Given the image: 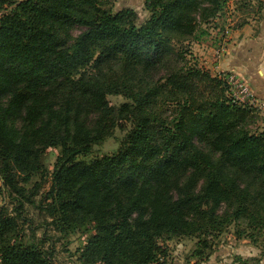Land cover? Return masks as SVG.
<instances>
[{
  "label": "trees",
  "instance_id": "16d2710c",
  "mask_svg": "<svg viewBox=\"0 0 264 264\" xmlns=\"http://www.w3.org/2000/svg\"><path fill=\"white\" fill-rule=\"evenodd\" d=\"M145 5L139 22L112 0H0V191L16 192L20 211L32 200L19 178H51V224L90 233L83 264L158 263L180 236H197L200 256L231 224L264 232V130L248 129L252 110L184 49L203 27L225 28L229 0ZM124 123L114 153L87 159ZM19 231L1 212L0 264H44Z\"/></svg>",
  "mask_w": 264,
  "mask_h": 264
},
{
  "label": "rangeland",
  "instance_id": "374dc122",
  "mask_svg": "<svg viewBox=\"0 0 264 264\" xmlns=\"http://www.w3.org/2000/svg\"><path fill=\"white\" fill-rule=\"evenodd\" d=\"M112 1L115 11L127 7L132 8L137 13L139 22L144 21L150 15L145 5L146 0ZM248 1L249 4L245 3L243 5L244 0H229V10L226 16H230V18L229 21L226 19V23L228 22L229 25L225 26V29L238 26L246 20H259L261 18L264 11V2L261 0L263 7L260 8L261 3L258 0ZM203 28L206 31L201 35L199 41L194 39L190 43H185L184 49L191 52L188 54L187 59L190 63L198 65L200 69L220 78L217 71L213 69L212 61L214 58H210L213 56L208 53L206 46L208 44L211 46L214 44L219 45V38L223 34V29L213 28V25ZM208 57L210 58L209 62ZM225 85L228 86L227 83ZM226 95L230 96L229 87ZM107 98L110 104L114 106H120L128 101L121 94H109ZM248 108L252 110V115L247 124L248 129L252 133L262 132L264 130V111L253 106H248ZM129 128V123H124L122 127L117 126L112 136L108 137L103 144L94 146L93 154L88 156L87 159L96 155L102 156L114 153ZM58 154V148L50 147L43 157V164L50 174L54 169ZM50 182L51 178L33 177L28 182H24L19 178L18 184L27 188L26 194L32 201L30 202L25 197L22 198L24 207L17 211L14 199L17 193L12 191L10 194L6 190L0 191V213L3 212L5 216H12L17 219L19 232L24 234L25 241L35 242L43 250L46 258L44 264H83L80 256L90 233L78 231L65 234L58 231L51 224V218L44 208ZM0 187H3L2 180H0ZM239 230L242 234L239 233ZM198 241L197 236H180L166 239L164 244L168 248V255L154 264H234L237 256L248 259L253 264H264V232L258 231L252 234V231L246 225L238 227L231 224L223 232L210 236V247L201 249L205 250V254L200 256L194 254L196 248L203 247V245L199 246Z\"/></svg>",
  "mask_w": 264,
  "mask_h": 264
},
{
  "label": "crops",
  "instance_id": "0c3cea01",
  "mask_svg": "<svg viewBox=\"0 0 264 264\" xmlns=\"http://www.w3.org/2000/svg\"><path fill=\"white\" fill-rule=\"evenodd\" d=\"M228 25V22L225 23V26ZM226 32L228 33L225 34ZM219 41V45L206 46L208 53L213 56L210 58H214L213 69L217 73H235L239 78L245 79L259 97L264 98V11L259 20L250 19L242 26L224 28ZM222 43H225L226 50L219 54ZM210 58L208 57V62Z\"/></svg>",
  "mask_w": 264,
  "mask_h": 264
},
{
  "label": "built area",
  "instance_id": "2783aa9c",
  "mask_svg": "<svg viewBox=\"0 0 264 264\" xmlns=\"http://www.w3.org/2000/svg\"><path fill=\"white\" fill-rule=\"evenodd\" d=\"M228 32H226L227 34ZM226 50L225 43L219 47L218 53L223 54ZM220 78L224 80L230 88V98L243 106H253L264 111V98L259 97L250 84L245 80L239 78L233 72H219Z\"/></svg>",
  "mask_w": 264,
  "mask_h": 264
}]
</instances>
